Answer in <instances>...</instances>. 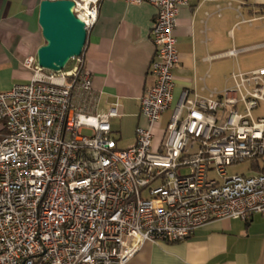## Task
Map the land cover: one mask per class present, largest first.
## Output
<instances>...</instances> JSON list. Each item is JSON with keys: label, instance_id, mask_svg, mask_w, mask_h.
<instances>
[{"label": "built area", "instance_id": "1", "mask_svg": "<svg viewBox=\"0 0 264 264\" xmlns=\"http://www.w3.org/2000/svg\"><path fill=\"white\" fill-rule=\"evenodd\" d=\"M125 1L156 9L154 83L139 98L144 123L132 144L118 148L111 137L116 103L85 112L98 94L79 56L53 71L27 55L29 80L0 90V264H125L146 241L184 240L212 220L264 217V172L227 171L264 160V118L252 114L264 103V66L233 70L231 84L207 97L184 91L153 148V127L173 98L177 15L189 0ZM73 2L88 30L99 0ZM236 11L239 23L255 19Z\"/></svg>", "mask_w": 264, "mask_h": 264}, {"label": "crops", "instance_id": "2", "mask_svg": "<svg viewBox=\"0 0 264 264\" xmlns=\"http://www.w3.org/2000/svg\"><path fill=\"white\" fill-rule=\"evenodd\" d=\"M40 1L0 0V90L29 80L24 57H36L45 43L38 23ZM98 5L82 54L98 99L85 112L104 113L116 103L118 115L109 119L111 137L116 144L124 137L127 147L135 141L136 126L144 123L139 98L154 83L150 30L156 9L147 2L125 0H99ZM239 6L245 19H255L239 23ZM263 6L264 0H189L180 6L174 29L179 57L172 70L173 98L153 127V148L159 146L171 109L184 91L207 97L231 84L233 70L264 66V18H258ZM260 105L252 111L255 118H264L255 114ZM3 127L0 120V133ZM125 264H264V217L212 220L184 240L146 241Z\"/></svg>", "mask_w": 264, "mask_h": 264}, {"label": "water", "instance_id": "3", "mask_svg": "<svg viewBox=\"0 0 264 264\" xmlns=\"http://www.w3.org/2000/svg\"><path fill=\"white\" fill-rule=\"evenodd\" d=\"M73 0H41L38 23L45 43L37 49L38 64L61 70L68 60L81 54L87 30L72 11Z\"/></svg>", "mask_w": 264, "mask_h": 264}, {"label": "rangeland", "instance_id": "4", "mask_svg": "<svg viewBox=\"0 0 264 264\" xmlns=\"http://www.w3.org/2000/svg\"><path fill=\"white\" fill-rule=\"evenodd\" d=\"M73 63H74V60H71V59L68 60L64 66V69L66 70V69L71 68ZM255 114H259V115L264 116V103H261L260 107L255 111ZM83 133L90 134V131L83 129ZM126 144L127 143H125L124 137H122L121 140H119L117 147L123 148L126 146ZM227 171L229 174L240 173V174H244V175H253L255 173V171L250 168V162L249 161H245V162H241V163H238L235 165H231L227 168Z\"/></svg>", "mask_w": 264, "mask_h": 264}, {"label": "trees", "instance_id": "5", "mask_svg": "<svg viewBox=\"0 0 264 264\" xmlns=\"http://www.w3.org/2000/svg\"><path fill=\"white\" fill-rule=\"evenodd\" d=\"M87 39V37H86ZM86 43V41H85ZM85 46V44H84ZM84 47L82 49L81 54L79 55L81 62L79 63L80 68H84L82 54H83ZM250 168L253 169L255 172H264V160H252L250 161Z\"/></svg>", "mask_w": 264, "mask_h": 264}]
</instances>
